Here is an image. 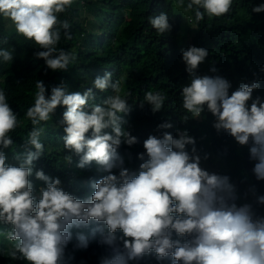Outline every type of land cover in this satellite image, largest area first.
Listing matches in <instances>:
<instances>
[{
  "label": "clouds",
  "instance_id": "obj_1",
  "mask_svg": "<svg viewBox=\"0 0 264 264\" xmlns=\"http://www.w3.org/2000/svg\"><path fill=\"white\" fill-rule=\"evenodd\" d=\"M75 2L0 0V17L38 46L34 58L43 60L47 69L67 72L76 54L58 47L62 30L71 39V26L60 14ZM235 2L175 0V5L196 30L205 17L211 20L229 14ZM252 12L264 13V3ZM147 19L157 35L171 31L166 12ZM181 55L189 77L181 86L185 110L181 122L210 113L217 134L227 133L239 146L248 148L249 158L255 162L252 173L258 182H264V97H253L261 87L259 79L242 83L230 94L232 84L226 78L198 74L209 57L207 49L190 46ZM13 60L12 51L0 49V63ZM210 71L217 70L212 67ZM91 84L80 93L70 92L61 82L49 94L44 82L37 80L34 105L26 112L33 128L24 155L15 156L18 165L6 162V150L13 145L11 133L21 122L0 89V225L10 226L0 235L12 242L8 256L26 264H67L70 243L73 250L90 246L82 232H77L73 243L72 230L91 228L93 237L99 234L98 244L111 251L99 264H141L147 257L156 264H264V215L256 211V206L264 207V194L252 188L254 202L238 203L241 197L231 177L203 167L208 154L201 156L196 139L179 128L175 136L168 131L150 134L137 155L139 168L127 167L119 149L139 143L125 127V117L132 111L131 93L124 92L122 80L114 81L107 71ZM93 89L101 93L111 90L112 94L98 104L90 103L96 100ZM167 100L164 91L149 90L139 107L149 105L155 114L164 109ZM58 107L64 109L60 125L64 150L70 153L63 157L66 165L75 155L78 169L95 162L102 174L90 184L93 191L86 199L65 191L59 177L34 168L45 152L40 139L42 122L51 121ZM172 128L171 122H165L157 131ZM33 176L42 182L38 190L30 179Z\"/></svg>",
  "mask_w": 264,
  "mask_h": 264
},
{
  "label": "trees",
  "instance_id": "obj_2",
  "mask_svg": "<svg viewBox=\"0 0 264 264\" xmlns=\"http://www.w3.org/2000/svg\"><path fill=\"white\" fill-rule=\"evenodd\" d=\"M175 0H76L68 11L60 14L61 20L70 24L71 39H66L63 30L59 48L74 52L76 60L69 65L67 72H53L46 68L44 61L35 59L37 47L32 41L18 35L9 20L0 17V49L10 50L14 60L0 63V89L6 92L9 104L18 114L21 124L11 135L13 145L6 150L7 163L18 165L16 154L24 155V144L33 125L26 112L34 105L35 85L42 80L50 94L51 87L64 82L70 92L83 93L92 87L91 81L97 76L111 72L113 80L121 79L124 92L132 111L125 117V127L137 137L139 143L131 148L122 145L119 149L125 165L137 170L141 161L137 155L143 152V141L151 135H161L163 131L175 136L176 129L187 130L197 141L198 152L208 154L202 166L211 172L231 177L241 199L238 203H253L249 191L255 188L264 194V182H258L252 173L254 161L249 158L247 147L239 146L227 133L217 134L212 128L213 117L205 113L202 119L182 123L185 114L182 108L181 86L188 83L189 77L182 61L179 35L182 30V16L177 15ZM264 0H236L229 14L224 17H205L198 25L191 39V45L205 48L209 57L199 66L198 74L219 75L232 84L234 91L242 83L259 79L261 87L253 94L264 97V13L256 14L252 8ZM166 12L171 31L157 35L148 23L149 16ZM192 15V14H191ZM192 33V32H191ZM216 68L212 73L210 69ZM149 90L164 91L168 97L164 109L153 114L149 105L139 107L144 93ZM100 103L111 90L101 93L93 89ZM63 108L58 107L53 119L42 122L44 132L41 141L45 146L44 156L34 162V168L42 169L46 175L59 177L65 191L79 199L92 194L90 184L101 178L95 162L86 168L76 167L79 157L73 155V162L66 165L64 155H69L63 147L64 135L60 121ZM171 122L172 129L157 131L161 123ZM110 132L111 130H106ZM35 188L42 182L30 178ZM38 195V191L36 193ZM258 214L264 215V207L256 206ZM95 227V225H92ZM10 226L0 225V232H7ZM73 243L77 232H82L90 240L87 250H73L68 245L65 253L67 264H99L100 258L111 254L107 246L98 244L99 234L91 235L89 229H73ZM12 242L0 235V264H26L12 260L8 251ZM141 264H156L147 257Z\"/></svg>",
  "mask_w": 264,
  "mask_h": 264
},
{
  "label": "rangeland",
  "instance_id": "obj_3",
  "mask_svg": "<svg viewBox=\"0 0 264 264\" xmlns=\"http://www.w3.org/2000/svg\"><path fill=\"white\" fill-rule=\"evenodd\" d=\"M174 8H175L176 14L182 16V30L179 35L180 46L182 50H187L190 46H192L191 45V39L193 37L192 35L197 29L195 30L191 28V23L189 22L187 16L185 15V13L183 12L181 8L176 7L175 2H174ZM9 25L11 27H14L10 21H9Z\"/></svg>",
  "mask_w": 264,
  "mask_h": 264
}]
</instances>
